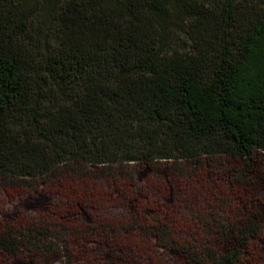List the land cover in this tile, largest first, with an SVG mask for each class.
I'll use <instances>...</instances> for the list:
<instances>
[{
	"label": "trees",
	"instance_id": "obj_1",
	"mask_svg": "<svg viewBox=\"0 0 264 264\" xmlns=\"http://www.w3.org/2000/svg\"><path fill=\"white\" fill-rule=\"evenodd\" d=\"M260 159L264 0H0V264L264 262Z\"/></svg>",
	"mask_w": 264,
	"mask_h": 264
},
{
	"label": "rangeland",
	"instance_id": "obj_2",
	"mask_svg": "<svg viewBox=\"0 0 264 264\" xmlns=\"http://www.w3.org/2000/svg\"><path fill=\"white\" fill-rule=\"evenodd\" d=\"M205 1L207 3H209V2H212L213 0H205ZM179 46L181 49H185L184 43L179 42ZM258 162H259V164L260 163L264 164V160L260 159V160H258ZM262 167H264V166H262ZM259 169H261V167ZM261 173H262V176H264V172L262 169H261ZM148 176H149V178L146 180L147 183L151 186H155L162 193V196L166 195L168 198H170V196L172 195L171 188H169V187L167 188V184L166 183L164 184L163 182H161V180L159 178H155L153 173L152 174L150 173ZM181 188L183 190L180 191L179 194H184V195L187 193H193V191L196 190V188H194L193 185H191L190 183L184 184V182L181 183ZM71 190L72 189L70 187L65 186L62 188L63 194L60 197L58 196V198H60V200H62L63 202H66V204H64V203L61 204L62 208L66 211H68V209L71 210V207H69V205H71L70 201H69L70 195H72ZM125 190H128V189H125V188L121 189L120 188L118 190H115L114 195L108 194V193L107 194L103 193V195L105 194L104 202L109 204V206H111V207L119 205L118 198L119 197L121 198V196L123 195L122 192ZM257 191L259 192L261 198L264 200V186L262 184L261 185L257 184ZM74 192H75V190H74ZM19 196H21L23 198L27 197L26 192H24V191L19 192V194L16 197L12 196L9 199L6 197V194H5V196H1V194H0V211H1V208L4 207V211L6 213H9V210H11L12 208L15 207L14 204H15V202H17L15 199ZM25 198H24V200H27V198L26 199ZM180 204L182 205L183 203L179 202L177 200L175 202L172 201L171 203H167L164 207H162V206H151V208H150L151 215L153 216V218L160 219L163 215H166V213H168L169 211H172V209L179 208L181 206ZM26 205L31 206V205H33V203L32 202L26 203ZM183 205H185V204H183ZM236 210H237V207H236ZM151 243L154 244V241L151 240ZM126 244L129 246V248L131 250H136L137 252H143L141 245L139 246V244L136 241H134L133 239L128 240V242ZM159 251L164 252V250H162V249L161 250L159 249ZM262 252H263V249L261 250V248H260V251H254V257H256L257 264H259V261H261L260 264H262V263L264 264V262L262 260H260V259H262L261 258ZM22 258H23L22 262H24V264H26V262H27V264H31V263H28L27 259H25L24 257H22ZM8 261L9 262H7V264H14L13 263L14 260L9 259ZM36 264H45V262H42L40 260H38V261L36 260Z\"/></svg>",
	"mask_w": 264,
	"mask_h": 264
}]
</instances>
